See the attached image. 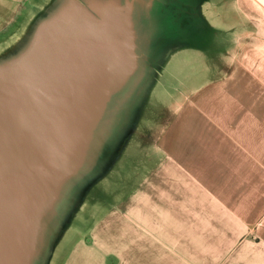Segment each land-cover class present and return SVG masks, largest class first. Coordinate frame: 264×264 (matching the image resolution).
Masks as SVG:
<instances>
[{"label": "crops", "instance_id": "obj_1", "mask_svg": "<svg viewBox=\"0 0 264 264\" xmlns=\"http://www.w3.org/2000/svg\"><path fill=\"white\" fill-rule=\"evenodd\" d=\"M21 2L0 0V32ZM200 5L202 54L192 57H202L204 76L212 59L230 67L186 96L175 87L184 115L151 135L155 146L143 152L146 163L135 162L133 178L126 150L138 128L120 131L118 165L61 221L42 264H264V0ZM31 25L4 43L20 41ZM67 234L77 235L69 247Z\"/></svg>", "mask_w": 264, "mask_h": 264}, {"label": "water", "instance_id": "obj_2", "mask_svg": "<svg viewBox=\"0 0 264 264\" xmlns=\"http://www.w3.org/2000/svg\"><path fill=\"white\" fill-rule=\"evenodd\" d=\"M139 4L64 0L0 65V264H38L49 225L95 169L142 77Z\"/></svg>", "mask_w": 264, "mask_h": 264}, {"label": "rangeland", "instance_id": "obj_3", "mask_svg": "<svg viewBox=\"0 0 264 264\" xmlns=\"http://www.w3.org/2000/svg\"><path fill=\"white\" fill-rule=\"evenodd\" d=\"M140 1L142 5H139L142 9L138 7L140 12L137 14L139 21L137 22L140 25V50L144 54V60L141 61L140 84L134 88L128 102L123 104L112 124L109 125L111 129L109 130V127L107 129L108 137L104 149L102 148L103 150L99 152L98 161H101L100 164L97 162L96 172L93 173L92 170L86 182L79 183L75 187L73 196L66 203L59 218L54 219L49 225L38 264L44 263L53 253L59 237L57 231L61 221L66 217L74 216L84 207L87 199L91 197V189L103 184L104 173L109 172L111 165H118L119 154L116 153L114 157L112 155L114 150L119 148L120 131L124 132L126 128L127 134L131 135L133 128H138L137 132L133 131L135 136L131 137V139L134 137V141H126L130 148L126 150L129 152L127 161L133 178L134 169L137 167L135 162L143 159L146 163L142 157L143 152L146 148L150 151L151 146H155L151 142L152 137L176 128L178 125H173V119L179 114L181 119L184 115L181 108L184 99L180 95H173L175 87L181 89L182 95L186 96L185 94L202 89V83L208 78H214V70L221 68L222 64L228 66L229 63L230 67L229 60L227 63V61L212 59L207 61V69L212 71L207 70L204 76L202 57H192L196 53L202 54V28H199L202 22V5H200L202 0H193L191 4L179 2L180 0H151L152 5L147 9L143 7L146 4L149 5V0ZM62 2L64 0H23L21 4L13 8L15 17L13 22L0 32V65L9 62L22 48L21 40L14 38L15 40L6 44L4 41L16 35L27 20L29 24L31 22L32 25L34 24L30 29L33 34L37 24L48 17ZM168 7L171 9L167 10ZM17 40L19 46L12 50ZM110 158L112 159L109 160ZM104 163L107 166L105 171L102 168ZM76 240V234L69 236L67 234L63 243L69 247Z\"/></svg>", "mask_w": 264, "mask_h": 264}, {"label": "bare ground", "instance_id": "obj_4", "mask_svg": "<svg viewBox=\"0 0 264 264\" xmlns=\"http://www.w3.org/2000/svg\"><path fill=\"white\" fill-rule=\"evenodd\" d=\"M33 25H31L30 28L28 27L27 34H25V37L23 39H21L22 44L30 37V35H31V30L30 29L33 27ZM18 46H19V42L16 41L15 44L12 46V50H14Z\"/></svg>", "mask_w": 264, "mask_h": 264}]
</instances>
